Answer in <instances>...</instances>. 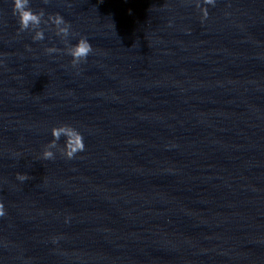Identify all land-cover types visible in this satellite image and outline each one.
Segmentation results:
<instances>
[{
    "label": "clouds",
    "instance_id": "9594fccd",
    "mask_svg": "<svg viewBox=\"0 0 264 264\" xmlns=\"http://www.w3.org/2000/svg\"><path fill=\"white\" fill-rule=\"evenodd\" d=\"M45 3L48 0H44ZM13 3V15L17 16L19 23V32L34 31V36L32 37L34 41H41L44 39V31L41 28V24L44 21V10L34 11L30 5V0H12ZM206 5H214L215 0H203ZM203 18L208 17L207 8L202 9ZM47 19L50 24L55 27V32L57 36L62 39H66L70 34L71 24L67 22L59 13L48 15ZM44 24V23H43ZM49 24V23H48ZM57 50L54 47L47 49L48 53H55ZM93 52L92 44L85 37H81L75 45H71L68 55L72 57V65L76 66L82 61H86L87 57ZM62 129H70L71 134L68 132H63ZM51 135L53 139L49 142L51 147H56L61 136L65 138L63 145V152L61 153L68 159H73L77 153L83 152L85 150L83 135L70 124H61L55 126L51 129ZM42 158L44 160L54 159V153L50 150H45L42 153ZM29 177L27 174H17V179L20 181H25ZM6 215L5 206L2 201H0V217ZM67 222V220H66ZM55 242V241H54Z\"/></svg>",
    "mask_w": 264,
    "mask_h": 264
}]
</instances>
